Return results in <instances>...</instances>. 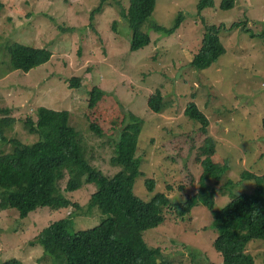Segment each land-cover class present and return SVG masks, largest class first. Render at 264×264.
<instances>
[{"label": "rangeland", "instance_id": "obj_1", "mask_svg": "<svg viewBox=\"0 0 264 264\" xmlns=\"http://www.w3.org/2000/svg\"><path fill=\"white\" fill-rule=\"evenodd\" d=\"M0 1V109L9 108L16 119L9 139L25 145L48 141L58 114L68 111L70 126L84 133L87 161L111 177L120 170L112 159L122 120L132 113L143 121L135 155L142 174L133 184L135 196L150 202L164 193L172 203H181L204 185L216 209L224 211L234 196L253 192L254 181L242 175H264V0H234L228 10L221 9L222 0H214L201 14L198 0H158L150 22L170 29L181 14V25L172 34L145 26L152 44L137 52L130 51L131 31L119 13L129 0H104L93 20L101 0ZM233 23L240 27L227 31ZM206 25L224 26L220 40L226 53L200 71L191 62ZM13 44L46 49L52 58L28 74L11 73L8 47ZM75 78L80 88L71 89ZM95 88L102 96L90 109ZM157 91L163 93L162 114L148 106ZM190 102L206 115L207 127L185 115ZM147 180L156 182L155 193L147 190ZM66 181L61 193L86 210L95 187L66 192ZM72 214L73 233L94 228L103 218L97 208L75 216L73 207L39 208L21 218L0 203V264H51L31 242ZM165 217L144 234L147 246L160 249L170 264H223L207 207L197 205L184 218L167 208ZM248 253L255 264H264V241L251 242Z\"/></svg>", "mask_w": 264, "mask_h": 264}, {"label": "trees", "instance_id": "obj_2", "mask_svg": "<svg viewBox=\"0 0 264 264\" xmlns=\"http://www.w3.org/2000/svg\"><path fill=\"white\" fill-rule=\"evenodd\" d=\"M93 10L91 19L102 8V2ZM158 0H129L126 10L119 9L120 16L127 22L131 31L130 51L137 52L152 44L144 27L165 34L174 33L181 25L180 14L173 28L167 29L151 23ZM214 0H198V12L213 7ZM221 9L234 7V0H222ZM4 4L0 1V11ZM240 27L233 23L227 31ZM223 25H206L202 45L193 58L191 67L205 70L213 66L226 53L220 34ZM10 72L28 74L31 70L50 62L52 53L46 49H33L19 44L8 47ZM71 89L80 88L81 80L71 81ZM102 96L101 90L90 93L89 108L94 109ZM148 106L155 113L162 114L164 99L162 91L150 96ZM185 115L202 126L209 120L194 102H190ZM0 147L9 146L11 150H0V203L14 209L21 218H26L39 208L61 209L73 207L75 216L90 213L97 208L103 218L94 228L72 232L73 214L68 218L52 223L31 242L39 246L51 264H170L164 259L160 249H151L144 241V234L157 228L165 221V210L173 209L184 218L194 207L203 205L214 217L213 226L217 238L214 248L223 259V264H255L248 253L253 241H264V175L245 171L243 179L254 181L251 193L234 196L224 211L216 209L213 193L206 186L185 202L172 203L164 193H157L150 202H145L133 193V184L141 174V161L135 158L143 121L126 113L122 120L116 142V155L112 162L120 166L113 176L102 175L86 159L88 151L84 133L69 124V113L58 114L51 137L48 141L25 145L18 139H9L16 119L10 116V109H0ZM32 122L29 120L27 126ZM264 128V117L262 119ZM67 179L65 191L73 192L84 185L95 187L87 209L74 203L61 193L60 184ZM147 190L155 193L156 182L146 181ZM74 216V217H75ZM1 232V224H0ZM3 264H22L10 260Z\"/></svg>", "mask_w": 264, "mask_h": 264}]
</instances>
